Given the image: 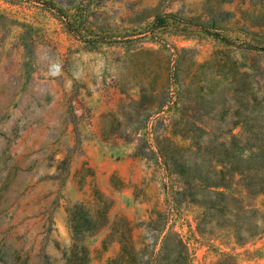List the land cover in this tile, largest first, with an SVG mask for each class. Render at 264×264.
<instances>
[{
  "label": "rangeland",
  "instance_id": "obj_1",
  "mask_svg": "<svg viewBox=\"0 0 264 264\" xmlns=\"http://www.w3.org/2000/svg\"><path fill=\"white\" fill-rule=\"evenodd\" d=\"M186 89L218 139L264 141V0H0V264H75L72 203L109 199L78 241L87 264H171L155 259L173 232L189 264H264L263 194L243 200L261 228L244 242L178 199L164 154L186 143ZM95 137L134 143L144 173L88 164Z\"/></svg>",
  "mask_w": 264,
  "mask_h": 264
},
{
  "label": "trees",
  "instance_id": "obj_2",
  "mask_svg": "<svg viewBox=\"0 0 264 264\" xmlns=\"http://www.w3.org/2000/svg\"><path fill=\"white\" fill-rule=\"evenodd\" d=\"M183 94L173 134L186 139V143L174 144L172 152L164 154L171 172L177 178L178 189L175 192L178 199L200 206L202 216L213 218L222 230L231 234L234 241L244 242L261 231L255 219L244 218L243 213L254 211V207L243 200L248 196L264 195V141L239 142L233 133H229L227 138L218 139L221 128L217 125L214 129L216 132H209V126L203 120L210 112L205 104L207 98L199 95L191 103V97L187 98L189 90H184ZM261 126L264 127V123ZM109 205L110 199L107 204L91 212L84 209L81 202L72 203L66 221L71 229L72 247H78L76 252L79 255L75 256L70 251V257H65L67 261L87 264L84 247L78 245V241L84 233L106 224L105 213ZM173 234L163 235L160 245L163 252L156 257V262L168 259L171 264H189L183 241L178 233ZM172 239L177 244V251L170 256L166 250ZM11 264L17 263L14 260Z\"/></svg>",
  "mask_w": 264,
  "mask_h": 264
},
{
  "label": "crops",
  "instance_id": "obj_3",
  "mask_svg": "<svg viewBox=\"0 0 264 264\" xmlns=\"http://www.w3.org/2000/svg\"><path fill=\"white\" fill-rule=\"evenodd\" d=\"M134 143H106L97 137L83 141L81 157L88 164L106 172L115 171L118 174L137 175L140 177L144 171L138 156L132 151Z\"/></svg>",
  "mask_w": 264,
  "mask_h": 264
},
{
  "label": "water",
  "instance_id": "obj_4",
  "mask_svg": "<svg viewBox=\"0 0 264 264\" xmlns=\"http://www.w3.org/2000/svg\"><path fill=\"white\" fill-rule=\"evenodd\" d=\"M38 264H55L54 261H52L51 259H42L40 262H38Z\"/></svg>",
  "mask_w": 264,
  "mask_h": 264
}]
</instances>
